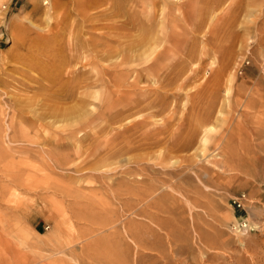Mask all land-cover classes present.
<instances>
[{
  "label": "rangeland",
  "instance_id": "rangeland-1",
  "mask_svg": "<svg viewBox=\"0 0 264 264\" xmlns=\"http://www.w3.org/2000/svg\"><path fill=\"white\" fill-rule=\"evenodd\" d=\"M110 1L80 24L76 0H0V264H264V0L200 2L125 63L79 49L96 82L65 113L13 55L110 37Z\"/></svg>",
  "mask_w": 264,
  "mask_h": 264
},
{
  "label": "bare ground",
  "instance_id": "bare-ground-1",
  "mask_svg": "<svg viewBox=\"0 0 264 264\" xmlns=\"http://www.w3.org/2000/svg\"><path fill=\"white\" fill-rule=\"evenodd\" d=\"M105 1L106 0H76V2H78L76 3L77 6H80L79 9L82 13V17H84L82 18V20H80V24L84 21L86 22V24H89L90 14L86 11L87 8L91 7L92 5L101 4ZM206 1L207 0H111L108 6L109 9L101 10L98 15L105 14L107 17L125 18H120L122 20H120L119 22L114 21L108 25L109 27L114 29L111 32L110 37H106V39H98L93 38L90 35L89 37H87V39L82 38L81 41L78 36L72 35L70 33L67 38L63 40L62 44H54L46 48L45 42H42L35 49H30L31 51L27 52V54L25 55L15 53L13 56L19 60L27 59L28 63L26 65L29 69H40L41 72L39 74V79L50 81L52 83V86H54L50 96L54 97L55 101L66 98L75 99V103L72 106L65 108V113H68L70 111H79L84 108V105H86L87 102L85 101V97L91 93V88L96 82V76L91 74L90 70V72L86 69L85 71L81 70L80 72L78 66L70 68V65L75 63V61L79 57V55L76 54L79 49L84 48L88 51L85 61L87 65L94 64L96 58L98 57V52L100 55L104 53L105 55L109 56L113 51H124L118 64L125 63L129 61L130 58L125 49L128 47L130 48L132 45H138L137 48H139V46L140 48H143L149 46V44L161 40L162 38H167L171 42L178 40V36L175 32H169L167 35H165V32L164 34L163 32H161L160 34V32H158L157 30V27L159 26L158 24L161 23L163 27L165 26V28L168 29V25L174 26L175 22L178 19L183 18L186 20L187 17H190L195 5H198L200 2ZM135 6H140V10L138 11ZM43 11H45V8ZM139 12L140 16H138ZM202 15L200 13V17ZM131 17H140V22H135ZM202 23L203 20L201 19L197 23L196 28L200 29L202 27ZM133 28H135L137 31V37L135 36L133 40L131 39L132 41H130L126 46L123 47L121 44L131 36L132 33L130 32V29ZM55 36L54 34L52 36L46 35L45 38L48 41V39H52ZM60 36L64 39L65 35L64 33H62L60 34ZM72 38H75V41L69 40ZM86 41H88L87 44ZM58 45L61 46L58 47ZM119 45H121V47ZM44 48L46 49V51L42 52ZM127 50L130 51L129 49ZM141 54L142 52L140 50V58ZM72 72L75 73V76H73L72 78L69 77L70 81L67 82L66 80H63V78L66 77V74L70 75V73ZM43 86H47L48 88H50L47 83H45V85L40 84V87ZM81 87H83L85 91V93L83 92V94L86 95L85 97L80 96V94L83 95L80 91ZM89 100L91 99L89 98ZM7 105L10 107L8 102ZM86 108L89 107L86 106ZM9 128H12L11 121L5 122V128L3 129L7 130ZM212 156L214 157L213 154ZM243 226H246V224H243ZM141 246L145 248H153L154 245L146 242L142 238V240H140V247Z\"/></svg>",
  "mask_w": 264,
  "mask_h": 264
},
{
  "label": "built area",
  "instance_id": "built-area-1",
  "mask_svg": "<svg viewBox=\"0 0 264 264\" xmlns=\"http://www.w3.org/2000/svg\"><path fill=\"white\" fill-rule=\"evenodd\" d=\"M244 195L242 194V197H243ZM243 200H244V197L243 198H238V199H235L234 200V203H236V205L237 206H240L241 204H242V202H243Z\"/></svg>",
  "mask_w": 264,
  "mask_h": 264
}]
</instances>
